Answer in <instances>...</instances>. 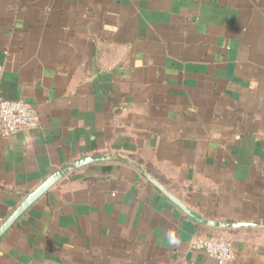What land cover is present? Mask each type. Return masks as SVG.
I'll use <instances>...</instances> for the list:
<instances>
[{
  "label": "crops",
  "instance_id": "crops-1",
  "mask_svg": "<svg viewBox=\"0 0 264 264\" xmlns=\"http://www.w3.org/2000/svg\"><path fill=\"white\" fill-rule=\"evenodd\" d=\"M0 96L38 115L0 139V227L109 154L204 219L264 223V0H0ZM197 238L264 264V228L202 226L94 162L2 234L0 264H218Z\"/></svg>",
  "mask_w": 264,
  "mask_h": 264
},
{
  "label": "water",
  "instance_id": "water-1",
  "mask_svg": "<svg viewBox=\"0 0 264 264\" xmlns=\"http://www.w3.org/2000/svg\"><path fill=\"white\" fill-rule=\"evenodd\" d=\"M103 161H117L128 164L135 169H137L144 178L158 190L166 199H168L172 204L178 207L187 217L195 221L196 223L211 228V229H247V228H264V223L261 222H245V223H234V222H215L204 219L196 214H194L189 208H187L180 200L173 196L170 192L164 189L152 176L146 171V169L136 161L124 157L120 154H109L105 156H93L79 160L73 165L56 172L50 178H48L43 184H41L33 193L29 194L27 198L22 202V204L17 208V210L6 220V222L0 227V237L7 231L17 220V218L43 193H45L59 178L67 175L69 172L78 170L81 167L94 163Z\"/></svg>",
  "mask_w": 264,
  "mask_h": 264
},
{
  "label": "built area",
  "instance_id": "built-area-1",
  "mask_svg": "<svg viewBox=\"0 0 264 264\" xmlns=\"http://www.w3.org/2000/svg\"><path fill=\"white\" fill-rule=\"evenodd\" d=\"M37 117L34 108L0 96V139L34 128ZM189 251L203 252L218 264H228L233 260L232 243L225 239L197 238L190 243Z\"/></svg>",
  "mask_w": 264,
  "mask_h": 264
}]
</instances>
